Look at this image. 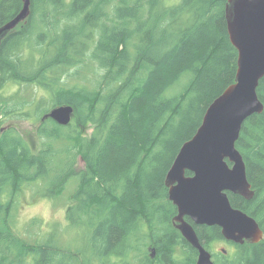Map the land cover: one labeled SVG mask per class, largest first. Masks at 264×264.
<instances>
[{
	"label": "trees",
	"instance_id": "obj_1",
	"mask_svg": "<svg viewBox=\"0 0 264 264\" xmlns=\"http://www.w3.org/2000/svg\"><path fill=\"white\" fill-rule=\"evenodd\" d=\"M226 3L30 1L29 18L0 46V264H129L133 251L137 264H195L197 252L172 224L177 211L164 181L208 106L235 81L237 51L227 34ZM22 5L0 0V25ZM184 76L183 91L166 97ZM73 79L87 86L68 84ZM10 85L17 87L14 94L2 96ZM257 95L264 106V78ZM65 105L74 109L69 125L42 120ZM14 121L38 124L33 139L21 136ZM236 149L254 197L228 198L264 234V109L244 122ZM78 159L84 168L75 171ZM37 182L48 198L75 184L66 220L89 234L83 246L72 250L55 236L30 244L14 233L15 200ZM142 229L151 249L146 254L138 247ZM194 229L208 251L220 243L229 247L212 253L214 264H264V238L234 245L218 227Z\"/></svg>",
	"mask_w": 264,
	"mask_h": 264
},
{
	"label": "water",
	"instance_id": "obj_2",
	"mask_svg": "<svg viewBox=\"0 0 264 264\" xmlns=\"http://www.w3.org/2000/svg\"><path fill=\"white\" fill-rule=\"evenodd\" d=\"M30 1L22 0L19 13L0 25V46L29 18ZM225 17L229 41L237 51L235 81L208 106L201 125L180 148L164 181L168 200L177 211L172 224L197 252L195 264L214 262L194 226L218 227L224 241L234 245H254L264 238L258 223L233 208L228 198V193L246 200L254 197L236 142L244 122L264 109L257 95L264 78V0H227ZM73 116V107L65 105L52 109L42 120L67 126Z\"/></svg>",
	"mask_w": 264,
	"mask_h": 264
},
{
	"label": "rangeland",
	"instance_id": "obj_3",
	"mask_svg": "<svg viewBox=\"0 0 264 264\" xmlns=\"http://www.w3.org/2000/svg\"><path fill=\"white\" fill-rule=\"evenodd\" d=\"M180 2L181 0H164V3L167 4L166 6H175ZM74 71L75 70H72L71 72L73 73ZM89 79H91V77H89ZM188 80L189 76L181 78L180 81L166 92V97H174L181 93L188 84ZM68 84L87 86V83L80 79L69 80ZM16 89V86L10 85L1 92V95L5 97L11 96ZM21 94L28 97L30 92L22 90ZM12 124L15 125L19 134L26 140L33 139L35 129L38 125H34L30 121H14ZM92 130L93 128L89 126L86 128L84 135L90 137ZM75 168V171L84 168V163L81 159L77 160ZM74 190L75 184H71L59 197L48 198L46 196V187L42 182H37L36 184L25 187L19 198H16L13 208L12 227L14 233L30 244L34 242L42 243L47 238L55 236L57 242L58 239H61L62 242H69L66 247L72 250H76L78 247L83 246V244L88 241L89 234L84 231V227L70 226L66 220V207ZM147 235L148 233L143 229L139 232V236L144 244L142 246L138 245V247L143 249L145 254L150 247L147 244L149 241ZM228 248L229 247H227L225 243H220L214 245V249H210L211 251L209 252L218 254L222 249ZM87 257L91 258L90 254H88ZM139 258V253L133 251L127 261L129 264H137L140 260ZM92 259L96 260L95 258ZM122 262L121 259L114 260V264H122ZM94 263L96 264V261Z\"/></svg>",
	"mask_w": 264,
	"mask_h": 264
},
{
	"label": "flooded vegetation",
	"instance_id": "obj_4",
	"mask_svg": "<svg viewBox=\"0 0 264 264\" xmlns=\"http://www.w3.org/2000/svg\"><path fill=\"white\" fill-rule=\"evenodd\" d=\"M176 214H177V213H176ZM185 220H186V221L188 220L189 223H191L190 220H189L188 218H185ZM188 221H187V222H188ZM223 240H224V239H223ZM226 243H227V242H226ZM211 254H212V253H211ZM212 259H213V258H212Z\"/></svg>",
	"mask_w": 264,
	"mask_h": 264
},
{
	"label": "bare ground",
	"instance_id": "obj_5",
	"mask_svg": "<svg viewBox=\"0 0 264 264\" xmlns=\"http://www.w3.org/2000/svg\"><path fill=\"white\" fill-rule=\"evenodd\" d=\"M221 231V230H220Z\"/></svg>",
	"mask_w": 264,
	"mask_h": 264
}]
</instances>
